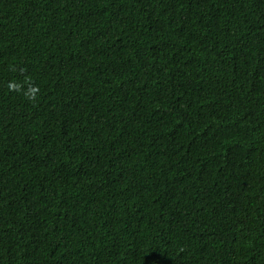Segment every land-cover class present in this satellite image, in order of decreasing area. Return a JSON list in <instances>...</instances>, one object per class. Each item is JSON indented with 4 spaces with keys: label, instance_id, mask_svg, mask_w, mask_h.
<instances>
[{
    "label": "trees",
    "instance_id": "16d2710c",
    "mask_svg": "<svg viewBox=\"0 0 264 264\" xmlns=\"http://www.w3.org/2000/svg\"><path fill=\"white\" fill-rule=\"evenodd\" d=\"M0 264H264V0H0Z\"/></svg>",
    "mask_w": 264,
    "mask_h": 264
},
{
    "label": "clouds",
    "instance_id": "9594fccd",
    "mask_svg": "<svg viewBox=\"0 0 264 264\" xmlns=\"http://www.w3.org/2000/svg\"><path fill=\"white\" fill-rule=\"evenodd\" d=\"M11 87V86H10ZM36 90L35 89H32L31 92L34 93Z\"/></svg>",
    "mask_w": 264,
    "mask_h": 264
}]
</instances>
